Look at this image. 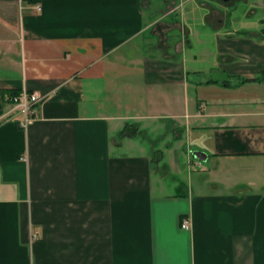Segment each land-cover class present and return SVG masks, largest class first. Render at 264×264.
<instances>
[{
    "label": "crops",
    "instance_id": "obj_1",
    "mask_svg": "<svg viewBox=\"0 0 264 264\" xmlns=\"http://www.w3.org/2000/svg\"><path fill=\"white\" fill-rule=\"evenodd\" d=\"M0 264H264V0H0Z\"/></svg>",
    "mask_w": 264,
    "mask_h": 264
},
{
    "label": "rangeland",
    "instance_id": "obj_2",
    "mask_svg": "<svg viewBox=\"0 0 264 264\" xmlns=\"http://www.w3.org/2000/svg\"><path fill=\"white\" fill-rule=\"evenodd\" d=\"M164 5L161 3L158 7H156V5H154V7H152V12H151V18L155 21L154 24H161V23H167V22H172L175 19L178 20V11L177 9H174L176 11L170 12L169 9L167 10L165 7H163ZM229 7H231V5H228ZM238 9L235 11V14H238L241 17V11H242V7H237ZM229 10V8H228ZM227 10V11H228ZM173 13V14H172ZM179 21V20H178ZM186 24L188 25V22H182V24ZM231 26L234 28H238V29H243L245 28L246 30H258L259 28V21L257 19H251L247 17H242V18H231ZM227 27V23L224 26V28L226 29ZM243 31V30H241ZM181 35V30H179V27H175L171 30L168 31L167 33V39L166 42L173 44L176 40H178L180 38ZM162 39V37H161ZM174 45V44H173ZM149 140H151V144L155 145L158 142H160L159 138L155 137L153 134L150 136V138L148 137ZM186 165V164H185Z\"/></svg>",
    "mask_w": 264,
    "mask_h": 264
},
{
    "label": "built area",
    "instance_id": "obj_3",
    "mask_svg": "<svg viewBox=\"0 0 264 264\" xmlns=\"http://www.w3.org/2000/svg\"><path fill=\"white\" fill-rule=\"evenodd\" d=\"M38 9L39 7L36 6ZM41 100V96L33 91L28 92L26 89H21L16 94L9 96V101L13 104L14 108L17 109L18 113L21 114V119H19V125L23 129H26L29 124L34 119V108L33 106L38 104ZM26 157H23L22 159L25 160ZM181 227L188 228L189 222L188 220H184L181 224ZM35 236V234H34Z\"/></svg>",
    "mask_w": 264,
    "mask_h": 264
},
{
    "label": "water",
    "instance_id": "obj_4",
    "mask_svg": "<svg viewBox=\"0 0 264 264\" xmlns=\"http://www.w3.org/2000/svg\"><path fill=\"white\" fill-rule=\"evenodd\" d=\"M224 1H226V0H224ZM196 156H198V157H201V155L199 154V153H197V152H195L194 153Z\"/></svg>",
    "mask_w": 264,
    "mask_h": 264
}]
</instances>
